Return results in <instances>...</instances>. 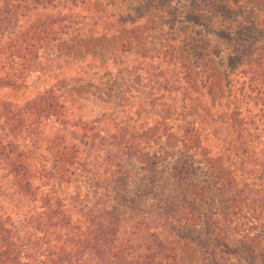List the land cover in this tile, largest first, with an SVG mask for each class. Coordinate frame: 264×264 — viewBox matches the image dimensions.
Segmentation results:
<instances>
[{
	"label": "trees",
	"instance_id": "1",
	"mask_svg": "<svg viewBox=\"0 0 264 264\" xmlns=\"http://www.w3.org/2000/svg\"><path fill=\"white\" fill-rule=\"evenodd\" d=\"M30 83L0 264H264V0H0V89Z\"/></svg>",
	"mask_w": 264,
	"mask_h": 264
},
{
	"label": "rangeland",
	"instance_id": "2",
	"mask_svg": "<svg viewBox=\"0 0 264 264\" xmlns=\"http://www.w3.org/2000/svg\"><path fill=\"white\" fill-rule=\"evenodd\" d=\"M35 88L36 86L33 83H30L26 89L22 88V89H15L12 91L11 89L1 88L0 101L14 100V101L22 102L23 99H27L35 93Z\"/></svg>",
	"mask_w": 264,
	"mask_h": 264
}]
</instances>
